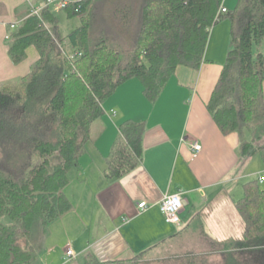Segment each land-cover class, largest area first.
I'll use <instances>...</instances> for the list:
<instances>
[{
  "label": "trees",
  "instance_id": "16d2710c",
  "mask_svg": "<svg viewBox=\"0 0 264 264\" xmlns=\"http://www.w3.org/2000/svg\"><path fill=\"white\" fill-rule=\"evenodd\" d=\"M63 10L80 19L67 36L45 6L8 40L15 64L32 46L39 59L27 76L0 84V264H35L36 226L71 211L69 174L80 166L105 103L134 79L151 104L158 102L179 68H201L211 31L225 20L229 51L208 111L224 135L238 134L241 162L255 155L264 161V0H238L233 9L225 0H73ZM119 130L106 158L110 179L133 172L143 159L146 123L126 120ZM245 190L237 203L245 231L219 244L224 264L241 263L233 253L264 249V190L258 182ZM192 256L182 264H209ZM89 259L85 264H119Z\"/></svg>",
  "mask_w": 264,
  "mask_h": 264
},
{
  "label": "crops",
  "instance_id": "0c3cea01",
  "mask_svg": "<svg viewBox=\"0 0 264 264\" xmlns=\"http://www.w3.org/2000/svg\"><path fill=\"white\" fill-rule=\"evenodd\" d=\"M37 1L0 0V84L27 76L39 59L32 46L26 59L15 64L7 39L42 6ZM224 26L229 32L230 25ZM221 30L212 29L201 68H179L155 104L146 99L136 79L105 103V115L92 126L80 166L69 174L65 193L73 207L43 228L35 264H85L90 256L130 264L143 253L174 254L243 238L245 223L237 203L245 197L248 183L258 182L264 190V161L255 155L241 162L238 134L224 135L208 111L226 62L220 56L222 48L210 56ZM70 47L67 42L71 53ZM126 120L146 123L143 159L133 172L110 179L106 158ZM194 143L202 150L192 161ZM173 194H181L184 202L178 223L167 222L160 211L164 197ZM143 202L146 209L139 208ZM69 250L74 252L72 259Z\"/></svg>",
  "mask_w": 264,
  "mask_h": 264
},
{
  "label": "rangeland",
  "instance_id": "374dc122",
  "mask_svg": "<svg viewBox=\"0 0 264 264\" xmlns=\"http://www.w3.org/2000/svg\"><path fill=\"white\" fill-rule=\"evenodd\" d=\"M37 1V0H36ZM238 0H227V6L230 9H233ZM39 4H41L39 1H37ZM45 5V4H44ZM43 5V8H44ZM52 10L57 14L59 17L61 26H62V32L63 34H69L71 31L76 29L80 25V19H68L66 16V13L63 9H60L57 7V5L51 6ZM224 25H230V22L228 20H225L215 26L214 28H217V30L223 31L222 37L219 39L218 44H214L210 56H212L214 53V49H221L217 52H223L221 58H227L228 51H229V41H230V26H229V32L226 31V28ZM227 27V26H226ZM226 36V37H223ZM67 47V42H66ZM264 48V47H263ZM217 55V54H216ZM224 60V59H223ZM13 82L12 80L7 81L5 83ZM3 83V84H5ZM264 144V142H263ZM5 222L9 223L8 218L4 219ZM44 226L41 224H38L34 230V241L37 242L40 237H44ZM200 250L199 252H197ZM225 250V247L223 245L219 244H212L211 242H208L205 246H196V247H188L185 250L180 251L179 253L175 252L173 254L172 251H164L160 254H154V255H146L141 260L138 261L136 264H182L184 261H186V256L196 255L198 257L195 258H202L205 261L209 262V264H224L225 256H223V252ZM263 251V252H262ZM262 251L256 250V254H253L251 252H239V253H233V257L235 261H240V264H264V249ZM263 257V258H261ZM206 264V263H205Z\"/></svg>",
  "mask_w": 264,
  "mask_h": 264
},
{
  "label": "built area",
  "instance_id": "2783aa9c",
  "mask_svg": "<svg viewBox=\"0 0 264 264\" xmlns=\"http://www.w3.org/2000/svg\"><path fill=\"white\" fill-rule=\"evenodd\" d=\"M73 0H48L47 3L44 5L46 6H53L57 5L60 9H65ZM43 9V5L39 8L33 9L32 15H38L40 11ZM222 13H226V8L221 9ZM17 26L13 24L11 26L12 30H15ZM7 39H10V35L7 36ZM76 55H73L71 59H75ZM193 152L191 156V160L194 161L197 159L198 155L200 154L202 147L199 143L193 144ZM264 178H261L260 180L263 181ZM140 209H146L147 203L143 202L139 204ZM184 208V202L182 199L181 194H173L165 196L161 205H160V211L164 215L165 219L169 223H178L179 222V213ZM67 255L72 259L74 257V252L72 250H69L67 252Z\"/></svg>",
  "mask_w": 264,
  "mask_h": 264
}]
</instances>
